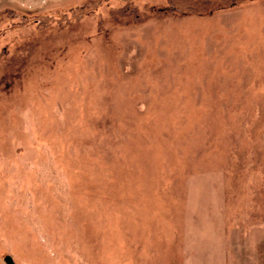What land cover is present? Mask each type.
<instances>
[{
  "label": "rangeland",
  "instance_id": "rangeland-1",
  "mask_svg": "<svg viewBox=\"0 0 264 264\" xmlns=\"http://www.w3.org/2000/svg\"><path fill=\"white\" fill-rule=\"evenodd\" d=\"M264 264V0H0V264Z\"/></svg>",
  "mask_w": 264,
  "mask_h": 264
},
{
  "label": "water",
  "instance_id": "water-1",
  "mask_svg": "<svg viewBox=\"0 0 264 264\" xmlns=\"http://www.w3.org/2000/svg\"><path fill=\"white\" fill-rule=\"evenodd\" d=\"M4 261H5L7 264H14L13 259H12L11 256H9V255H7V256L4 258Z\"/></svg>",
  "mask_w": 264,
  "mask_h": 264
}]
</instances>
